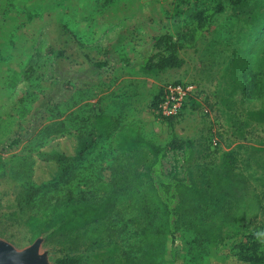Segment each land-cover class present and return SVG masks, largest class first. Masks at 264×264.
Wrapping results in <instances>:
<instances>
[{
  "label": "rangeland",
  "instance_id": "rangeland-1",
  "mask_svg": "<svg viewBox=\"0 0 264 264\" xmlns=\"http://www.w3.org/2000/svg\"><path fill=\"white\" fill-rule=\"evenodd\" d=\"M216 2L222 10L196 45L180 53L179 68L150 75L110 61L93 72L91 83L71 84L70 97L32 124L35 99L52 82L53 61L45 47L63 51L65 58L55 64L65 71L84 70L87 62L112 53L132 60L135 50L152 36L175 35L194 10ZM247 2L0 0V239L15 249L26 247L33 240L20 219L39 208L40 198L52 206L65 191L91 190L93 182L107 178L110 166L118 161L126 166L133 160L141 162L138 153L120 156L113 149L114 130L100 134L90 126L100 114L115 128L136 121L142 136L159 146H166L172 136L193 142L190 167L204 193L188 198L174 237V256L166 240L158 264H264L240 257V248H251L257 241L264 259L263 46L252 42L246 57L229 62L232 50L243 46L240 30L249 15L255 8L264 10V3ZM59 22L67 24L73 36L63 34ZM176 83L192 85L191 100L170 121L158 118L150 104L153 95ZM16 138L17 143L9 145ZM219 150L236 155L238 201L215 192L206 182ZM162 165L182 174L180 151L167 149ZM127 217L128 213L109 217L78 234L42 240L39 251L47 253L49 264L77 254L83 264H121V252L137 238ZM222 217L236 221L240 232L207 242L199 229Z\"/></svg>",
  "mask_w": 264,
  "mask_h": 264
},
{
  "label": "trees",
  "instance_id": "trees-1",
  "mask_svg": "<svg viewBox=\"0 0 264 264\" xmlns=\"http://www.w3.org/2000/svg\"><path fill=\"white\" fill-rule=\"evenodd\" d=\"M260 3H264V0H256L255 6ZM232 4L247 5L248 2L232 0ZM221 10L219 2L198 8L175 35L163 33L152 36L135 50L132 60L122 53L107 54L103 60L87 62L88 66L81 71L61 70L55 62L65 58L63 51L45 47L53 61L52 82L35 99L30 110L32 124L45 116L46 110L57 107L70 97L71 84L91 83L94 80L93 72L107 66L110 61L121 62L127 69L150 75L179 68L183 64L180 53L196 45L201 35L208 31L213 17ZM249 19L240 30L243 46L230 53L229 62L232 64L249 54L252 42L263 46L264 55V10L255 8ZM58 25L63 34L73 36L67 24L59 22ZM251 82L252 80H249V83ZM262 84L264 85V79ZM160 94V91L156 92L150 103L155 111ZM190 100L188 96L182 109ZM191 102L193 105V101ZM156 115L166 121L173 118L163 117L157 112ZM90 126L100 134L114 130L113 149L120 156L140 154L141 162L133 160L126 166V162L118 161L115 166H110L107 178L93 182L91 190L75 194L65 191L61 201L52 206L47 207L40 198L37 202L39 208L20 219L30 233L31 240L41 236L42 240L46 241L66 234H78L89 224L109 217L120 218L122 214L128 213L126 222L132 226L137 238L135 244L121 252V264H158L166 240L169 241V253L173 257L174 237L180 226L182 213L186 209V202L189 197H202L204 193L197 188L190 167L194 153L192 140H179L172 136L166 146H159L142 136L136 121H129L115 128L110 118L100 114L94 116ZM17 141V138L13 139L9 145ZM167 149L180 151L184 164L182 174H179L175 167L169 170L163 168L162 159ZM214 159L206 182L215 192L230 195L238 201L241 198L240 177L236 171L235 153L232 150H219ZM2 170L3 162L0 156V174ZM10 215L13 217V213ZM240 230L236 221L224 217L199 229L209 243L222 241L231 235L237 236ZM260 247L261 244L256 241L251 248H240L241 260L249 263L264 261L261 259L263 252ZM55 261L57 264H83V257L80 254L65 255Z\"/></svg>",
  "mask_w": 264,
  "mask_h": 264
},
{
  "label": "water",
  "instance_id": "water-1",
  "mask_svg": "<svg viewBox=\"0 0 264 264\" xmlns=\"http://www.w3.org/2000/svg\"><path fill=\"white\" fill-rule=\"evenodd\" d=\"M42 237L35 238L29 245L15 249L0 239V264H49L47 253L40 252Z\"/></svg>",
  "mask_w": 264,
  "mask_h": 264
},
{
  "label": "built area",
  "instance_id": "built-area-1",
  "mask_svg": "<svg viewBox=\"0 0 264 264\" xmlns=\"http://www.w3.org/2000/svg\"><path fill=\"white\" fill-rule=\"evenodd\" d=\"M192 89V85L185 83L165 86L160 91L156 112L163 117H175L182 110V105Z\"/></svg>",
  "mask_w": 264,
  "mask_h": 264
},
{
  "label": "clouds",
  "instance_id": "clouds-1",
  "mask_svg": "<svg viewBox=\"0 0 264 264\" xmlns=\"http://www.w3.org/2000/svg\"><path fill=\"white\" fill-rule=\"evenodd\" d=\"M256 237H257V239H259L260 237H259V234H256ZM262 242H264V241H262Z\"/></svg>",
  "mask_w": 264,
  "mask_h": 264
}]
</instances>
